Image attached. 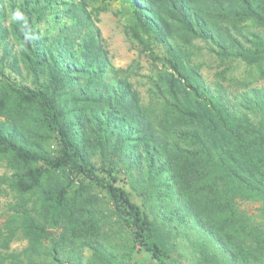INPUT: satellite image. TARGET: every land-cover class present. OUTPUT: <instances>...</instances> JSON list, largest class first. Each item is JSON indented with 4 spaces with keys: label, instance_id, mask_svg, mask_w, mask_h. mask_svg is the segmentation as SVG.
<instances>
[{
    "label": "trees",
    "instance_id": "16d2710c",
    "mask_svg": "<svg viewBox=\"0 0 264 264\" xmlns=\"http://www.w3.org/2000/svg\"><path fill=\"white\" fill-rule=\"evenodd\" d=\"M100 1L0 0V264H173L183 246L264 264V0H117L153 64L147 98L108 78Z\"/></svg>",
    "mask_w": 264,
    "mask_h": 264
},
{
    "label": "rangeland",
    "instance_id": "374dc122",
    "mask_svg": "<svg viewBox=\"0 0 264 264\" xmlns=\"http://www.w3.org/2000/svg\"><path fill=\"white\" fill-rule=\"evenodd\" d=\"M99 6L107 7L108 9L101 13V21L98 24V27L101 29L103 34L104 45L108 52L110 61L109 64L111 66L110 69L112 71L108 78L115 79V76L118 77L116 73H113V68L119 69L123 73L126 72L123 76L129 74V76L136 82L137 88H139L142 95L147 98L149 88L147 76L152 75L153 64L144 51H141V47L137 44V42L127 34L129 21L126 15L122 13L124 12L125 7H123L120 1L117 0L100 1ZM45 29L46 28H42V30ZM202 50L201 54H199L198 61L206 64L203 68V74L206 80L212 82L215 79V73L220 70L221 67L214 55L209 54L205 48H202ZM246 71L245 67L240 64V67L235 69L233 75L241 78ZM261 83H264V80H262ZM7 173L8 169L6 162L0 161V179L1 176H4ZM120 179L122 182H120L119 185L129 189L127 180L123 174L120 176ZM133 200L137 204H141L140 200L135 196H133ZM13 201L14 199L12 193L7 188V185L3 184L2 190H0V228H4L5 222L10 216L8 207ZM239 206L248 215L256 216L259 213L261 204L239 202ZM26 246V240H15L11 244L10 250L21 251ZM189 252V248H185L184 246L175 251L173 254V264H196ZM89 254L90 252L88 251L87 255ZM136 264L156 263L149 259L145 252L138 251L136 254Z\"/></svg>",
    "mask_w": 264,
    "mask_h": 264
}]
</instances>
